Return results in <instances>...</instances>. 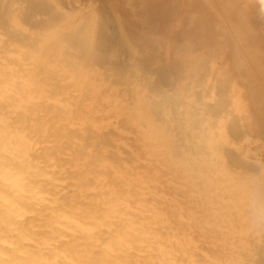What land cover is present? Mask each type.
Listing matches in <instances>:
<instances>
[{"label": "bare ground", "instance_id": "obj_1", "mask_svg": "<svg viewBox=\"0 0 264 264\" xmlns=\"http://www.w3.org/2000/svg\"><path fill=\"white\" fill-rule=\"evenodd\" d=\"M257 212L264 0H0V264H264Z\"/></svg>", "mask_w": 264, "mask_h": 264}, {"label": "rangeland", "instance_id": "obj_2", "mask_svg": "<svg viewBox=\"0 0 264 264\" xmlns=\"http://www.w3.org/2000/svg\"><path fill=\"white\" fill-rule=\"evenodd\" d=\"M232 130H233V129H232ZM232 130L228 132V135H229V137L232 135L230 138L233 139V140H235V142H236L237 139H235V138H238V134H236V133H238V132L235 131V130H233V132H232ZM241 131H242V130H241ZM242 132H243V131H242ZM229 133H230L231 135H230ZM233 135H234V136H233ZM247 136H248V135H247ZM232 137H233V138H232ZM252 143H253V141H251V142L249 143V144H250V145L248 146L249 149L247 148L248 152H247V154H246V158H247V160H248V161H247V165H248V167L250 166V167H249L250 169H251V167L253 168V166H252V165H253V152H251V151H253V145H252ZM251 145H252V146H251ZM252 170H253V169H252ZM242 171H243V170H242ZM251 175H252V174H251ZM253 204H254V203H253ZM253 212H254V214H255V212H256L255 209H254V206H253ZM257 213H258V212H257ZM259 213H264V212H259ZM259 213H258V214H259ZM254 214H253V215H254ZM262 246H264V245H262ZM261 249L263 250L264 247H261Z\"/></svg>", "mask_w": 264, "mask_h": 264}]
</instances>
